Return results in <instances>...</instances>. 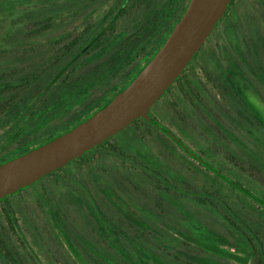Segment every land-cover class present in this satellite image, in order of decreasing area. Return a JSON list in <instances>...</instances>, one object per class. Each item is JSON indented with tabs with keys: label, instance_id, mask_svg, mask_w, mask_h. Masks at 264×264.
Here are the masks:
<instances>
[{
	"label": "trees",
	"instance_id": "obj_1",
	"mask_svg": "<svg viewBox=\"0 0 264 264\" xmlns=\"http://www.w3.org/2000/svg\"><path fill=\"white\" fill-rule=\"evenodd\" d=\"M258 1L263 10L255 14L250 33H247L241 26L242 13L234 7L237 0H231L224 16L201 50L161 98L178 85L179 99L184 97L187 100L183 103L199 108L222 134L239 147L240 152L247 157L245 163L250 171L245 172V176L230 175L223 167L206 157L213 154L209 149L200 146L205 156L192 148L153 113V107L161 100L159 99L149 111L156 124L139 118L66 166L0 200L3 217L0 218V264H26L20 250L12 243V233H17L28 247L33 260L29 264H61L57 260L60 257L57 253L54 254L55 257H49L48 263L40 255L37 259L33 257L36 250L23 234L18 211L10 201L11 197L21 195L41 182L47 183L50 177L55 178L56 184L51 188L46 187L42 193L45 211L56 233L62 237L60 242L74 248L77 256H82L88 264H228L216 258L228 257L226 253L229 249L248 261L255 259L256 264H264V221L253 222L237 206V202H231L218 189H181L169 178L182 185L186 183L184 177L174 173L169 167L161 169L159 159L150 160L146 156L149 152L143 142L145 134L137 135L136 138L123 136L133 128H140L141 123L148 129L156 130L179 148L185 157L191 158L210 172L214 179L254 203L255 210H259L258 214L264 220V183L250 178L257 175L264 180V121L254 112L248 100L253 92L264 103V0ZM101 2L102 0H28L20 11L5 13L4 17H0V28L7 21V29L4 27L0 32V56L17 49L18 45L31 46L33 50L37 44L34 42L37 36L54 26L59 18L74 14L65 13L66 11L91 8L84 16L89 17L95 14ZM188 2L189 0H114L108 10L96 19L87 20L75 30L51 39L54 48L46 57L30 62L23 69L0 60V163L73 128L124 90L163 45ZM3 3L4 0H0V11L5 10ZM128 13H141V16L119 29V21ZM215 33L217 36L214 39ZM200 56L208 57L216 68L215 76L208 74L210 70L207 68L206 72L209 80L220 88L226 98L223 105H218L229 108L232 106L242 113L243 127L261 145L262 151L258 147H248L224 125L225 117L233 122L237 121L228 114V110L225 112L221 109V112H225L224 116L209 112L214 107L209 92L189 71V66ZM206 130L217 138L209 127ZM168 132L173 133L176 138ZM228 150L235 161L242 160L237 152ZM104 155L108 157V161L113 162L111 158L115 161L109 165L112 171L119 170L115 164L120 158L122 163L133 161L136 166V162L140 161L141 175L147 182L153 181L156 185L155 198L165 200L183 219L166 223L165 229H162L148 221L151 220V214L145 209L141 211L146 215L147 221L127 214L126 209L123 210L117 202L116 208L120 211L117 209L111 212L108 205L100 204L97 193L83 183L81 175L66 173L69 169L73 171L71 168L75 164L88 162H91L93 169L105 170ZM133 180L137 187L141 186L139 180ZM61 186H67L74 193L87 227L78 225L57 201L56 194ZM108 198L112 199L110 195ZM188 200L230 226L235 233L233 240L202 223L192 205L186 202ZM120 215L128 223L122 222ZM156 216L162 219L160 214ZM173 234L183 239H174ZM60 242L57 239L55 243L63 247ZM69 250L59 249V253L71 264Z\"/></svg>",
	"mask_w": 264,
	"mask_h": 264
},
{
	"label": "rangeland",
	"instance_id": "obj_2",
	"mask_svg": "<svg viewBox=\"0 0 264 264\" xmlns=\"http://www.w3.org/2000/svg\"><path fill=\"white\" fill-rule=\"evenodd\" d=\"M27 1L28 0H4L3 5L5 10L0 11V17H4L7 13H14L16 10L17 12L20 11L23 6L26 5L24 3ZM113 2L114 0H102L98 10L94 12L95 14L89 17L84 16L85 13H87L91 8L87 10H74V12L66 11L65 13L74 14H69V16H65L64 18H59L54 26L50 27L41 35L37 36L36 40H34V42L37 44L33 50L31 49V46L22 47V45H18L17 49L1 55L0 60L5 62L7 65H18V67L22 68L30 64V62L32 63L34 60L46 57L54 48L53 44H51V39L60 36L65 32L75 30L87 20L96 19L101 13H104L106 10H108ZM234 7L238 8L242 13V28L247 33H250L251 22H253L255 19V14L261 13L263 10L261 4L258 0H242L241 3H239L237 0V3L234 5ZM140 16L141 13L126 14V16H124L119 21L118 28L120 29L123 26L134 22ZM6 25L7 21L6 24L3 25L7 29ZM4 27L0 28V32L4 30ZM14 28H16V26ZM216 36L217 35L215 33L213 36L214 39ZM208 59V57L200 56L192 65V67L189 68V71L192 73L193 78L202 86H204V89H207L209 92V98L211 101H213L214 105V107H211L209 112L213 114L218 113L224 116V113L228 110V114L232 115V117H235L237 121L233 122L232 120L228 119V117H225L224 125L248 147L252 149L258 147V149L262 151L261 145H258L253 139L252 135L247 131L246 128L243 127L244 116L242 113H240L238 109L234 107L232 108V106H230L231 108L219 106L226 102V98L223 97L220 88L216 84L212 83L207 76L206 68L208 71L210 70V73L208 74H214V76L217 74L216 68L212 66L213 64ZM207 61L209 64H207ZM178 88V85H176L170 93L161 99L153 107V113L156 114L162 122H164L180 137H182L195 150L202 153L200 146L209 149L213 153L212 156H206L203 153L202 155H205L214 164L223 167V169L228 174H235L236 176L238 174L241 176L244 174L245 176V172L250 171L248 164L245 163L247 157L242 152H240L239 147L229 137L222 134V132L216 128L213 121L203 114L199 108H194L187 102L183 103V101L187 99H184V97L182 100L179 99ZM250 94L251 95L249 96L248 100L252 109L264 121V103L257 94H254L253 92ZM226 106H228V104H226ZM221 109L226 111L223 113L221 112ZM140 125V128H133V130L123 134V136L125 138H130V136L136 138L137 135L140 136L141 134H145L143 142L148 148L149 152V154H146V156L150 158V160L158 161L157 159H159L158 163L161 166V169H164V167H169L170 170H173L174 173L184 177L186 180V183L181 185L179 182L169 178V180L174 182L175 185H178L181 189H218L222 192L224 197L229 199L231 202H237V206L241 207L242 212L253 222L260 223L264 221L263 216L258 214L259 210H255L256 205L254 203L237 194L235 191L228 188L220 181L214 179L210 172L206 171L196 161L185 157L179 148H177L167 138L161 136L156 130L152 128H146L143 123ZM206 127H209L217 138L211 136L206 130ZM139 146L141 147V145ZM228 149H232L234 152H237L242 157V160H240V162L239 160L235 161ZM103 158L106 160L104 162L105 164L103 163V165L106 167L105 170L101 168L99 170L93 169L91 162H88L84 164H75L73 168H71L73 171L69 169L66 173L71 174L74 172L75 175H81L83 183L86 184V186H88V188L95 194L97 193L100 204L108 205V210L111 212L112 210H119V208H116L117 202L123 208V210L126 209L127 214L136 218H143L145 221H147L148 219L145 218L146 215L141 211V209H145L146 212L151 214V220L148 221H151L153 226L157 225L162 229H165L166 223L178 222L179 220L183 219V216L173 207L169 206L165 200L161 199L162 201H160V199L158 200L155 198L156 194L154 193V190L156 189V185L153 183V181L150 183L149 181L147 182V179L141 175L142 173L140 172V168L142 166L139 165L140 161L136 162L139 165L136 166L135 162L133 161H125V163H122V159L120 158L115 164L119 170L115 169L112 171L109 169V165L114 164L115 161L112 158L111 160L113 162L108 161V157L105 155ZM142 163H145V161ZM122 164L123 168H121ZM133 178L136 179V181L139 180L141 186L137 187ZM250 178L257 179V181H262L264 183V180H261V178L257 175H253ZM48 179H50V181L47 183L41 182L29 190L24 191L21 195L10 198V201L15 205V208L18 211L21 224L23 225V234L27 236L29 243L36 250V253L33 255V257L37 259L40 255V257L46 263H48L49 257H55L54 254L57 253L60 255L59 259L57 260H60L61 264H66V262L70 264V261H67V259L59 253V249L62 250L66 248V250L70 249L69 252L71 257L69 258H71V264H88L82 256H77L74 248L67 244L63 245L62 242H60V238L62 237L60 234L58 235L56 233L54 225L49 215L45 211L46 206L44 205L45 201L43 199L42 193L46 187L51 188L56 184L54 177H50ZM109 195L112 199L108 198ZM56 199L61 203V205H63V208L66 209V213L69 217L75 220L77 224L81 225L83 228L87 227L84 219L82 218L81 207L76 203L74 193H72L67 186L58 187ZM157 200L159 201V205L156 204ZM186 202L192 205V208L194 209L195 213L197 212L196 214L202 223L221 232L229 240H233L235 233L230 226L203 207L195 205L191 200ZM1 207L2 206L0 204V218L2 217ZM157 214H160L162 219H159V217L156 216ZM121 217L122 222L128 223L127 219L123 218V216ZM173 237L174 239H183L176 234H173ZM57 239L63 247L55 243L57 242ZM12 241V243H14L20 250V253L26 260V264L28 262L33 263L31 253L28 252L27 249L28 247L23 244L20 236L17 233H12ZM226 255L228 257H217L216 259L228 264H256L255 259L248 261L244 259L241 254H237L233 249H229V252H227Z\"/></svg>",
	"mask_w": 264,
	"mask_h": 264
},
{
	"label": "water",
	"instance_id": "obj_3",
	"mask_svg": "<svg viewBox=\"0 0 264 264\" xmlns=\"http://www.w3.org/2000/svg\"><path fill=\"white\" fill-rule=\"evenodd\" d=\"M230 2L189 0L163 45L124 90L73 128L0 163V200L66 166L139 118L156 124L150 108L201 50Z\"/></svg>",
	"mask_w": 264,
	"mask_h": 264
},
{
	"label": "flooded vegetation",
	"instance_id": "obj_4",
	"mask_svg": "<svg viewBox=\"0 0 264 264\" xmlns=\"http://www.w3.org/2000/svg\"><path fill=\"white\" fill-rule=\"evenodd\" d=\"M195 61H196V60H195ZM195 61L192 63V65L195 63ZM192 65H190V66H189V68H191V67H192Z\"/></svg>",
	"mask_w": 264,
	"mask_h": 264
}]
</instances>
